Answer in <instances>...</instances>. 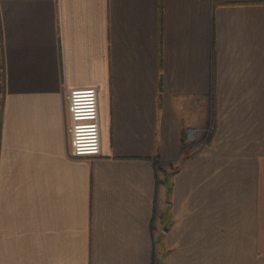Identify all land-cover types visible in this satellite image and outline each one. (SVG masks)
I'll return each mask as SVG.
<instances>
[{
    "label": "crops",
    "instance_id": "crops-1",
    "mask_svg": "<svg viewBox=\"0 0 264 264\" xmlns=\"http://www.w3.org/2000/svg\"><path fill=\"white\" fill-rule=\"evenodd\" d=\"M0 45V264H264V0H0Z\"/></svg>",
    "mask_w": 264,
    "mask_h": 264
},
{
    "label": "built area",
    "instance_id": "built-area-1",
    "mask_svg": "<svg viewBox=\"0 0 264 264\" xmlns=\"http://www.w3.org/2000/svg\"><path fill=\"white\" fill-rule=\"evenodd\" d=\"M71 153L74 156L101 152L100 115L96 87L72 88L68 92Z\"/></svg>",
    "mask_w": 264,
    "mask_h": 264
},
{
    "label": "rangeland",
    "instance_id": "rangeland-1",
    "mask_svg": "<svg viewBox=\"0 0 264 264\" xmlns=\"http://www.w3.org/2000/svg\"><path fill=\"white\" fill-rule=\"evenodd\" d=\"M215 118L211 117L209 122L207 121L203 128H193L187 132H184L185 142L184 150L188 154L192 147H197L198 144L208 143L211 139L214 130ZM195 145V146H194Z\"/></svg>",
    "mask_w": 264,
    "mask_h": 264
},
{
    "label": "trees",
    "instance_id": "trees-1",
    "mask_svg": "<svg viewBox=\"0 0 264 264\" xmlns=\"http://www.w3.org/2000/svg\"><path fill=\"white\" fill-rule=\"evenodd\" d=\"M4 60H3V53L1 50L0 45V133H1V115H2V109L4 105ZM184 142H185V136H184Z\"/></svg>",
    "mask_w": 264,
    "mask_h": 264
}]
</instances>
